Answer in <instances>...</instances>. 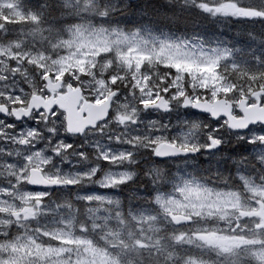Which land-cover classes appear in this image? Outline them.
Returning <instances> with one entry per match:
<instances>
[{
  "label": "snow or ice",
  "instance_id": "snow-or-ice-1",
  "mask_svg": "<svg viewBox=\"0 0 264 264\" xmlns=\"http://www.w3.org/2000/svg\"><path fill=\"white\" fill-rule=\"evenodd\" d=\"M0 264H264V0H0Z\"/></svg>",
  "mask_w": 264,
  "mask_h": 264
}]
</instances>
